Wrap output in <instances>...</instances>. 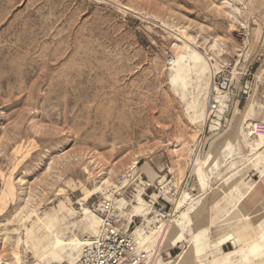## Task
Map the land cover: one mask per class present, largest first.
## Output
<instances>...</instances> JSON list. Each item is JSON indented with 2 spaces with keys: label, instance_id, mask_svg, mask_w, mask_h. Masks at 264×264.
I'll list each match as a JSON object with an SVG mask.
<instances>
[{
  "label": "rangeland",
  "instance_id": "374dc122",
  "mask_svg": "<svg viewBox=\"0 0 264 264\" xmlns=\"http://www.w3.org/2000/svg\"><path fill=\"white\" fill-rule=\"evenodd\" d=\"M213 39L219 41L220 53L209 50ZM182 42L217 62L210 82L227 78L231 87V73L260 56L252 68V89L238 111L207 114L203 127L193 123L192 98L168 83L167 61ZM204 101L196 100L198 110ZM248 101L256 112L245 117ZM253 120L264 123V0H0V190L8 188L0 203L2 264H45L30 242L15 246V230L25 241L30 226L57 210L61 224L56 236L82 242L93 235L84 227L82 206L99 216L105 191L114 194L127 173L115 199L134 203L142 192L147 208L165 205L166 218H173L174 201L196 177L194 163L205 161L210 152L219 166L206 171V196L187 201L180 211L194 204L195 215L218 226L220 199L229 201L240 193L226 184L238 189L262 182L259 165L248 163L240 133ZM203 133L206 141L200 144ZM229 143L233 155L221 166ZM135 156L138 163L129 170ZM156 158L167 166L149 180L140 167L147 162L154 167ZM104 180L111 184L103 183V190L93 194ZM221 181V191H211L209 186ZM154 193L159 197H150ZM127 212L124 224L133 218L140 230L143 219L154 216ZM241 223L231 225L241 229ZM247 230L252 236V228ZM185 245L163 254L164 263L170 264ZM209 257L207 251L197 255L206 262Z\"/></svg>",
  "mask_w": 264,
  "mask_h": 264
},
{
  "label": "bare ground",
  "instance_id": "6f19581e",
  "mask_svg": "<svg viewBox=\"0 0 264 264\" xmlns=\"http://www.w3.org/2000/svg\"><path fill=\"white\" fill-rule=\"evenodd\" d=\"M179 32L182 35H185L184 30H180ZM189 39L194 41L193 38ZM175 46H179L180 50H178V52L175 54V57H172L171 67L169 68L170 74L168 83L172 88H174L176 91H179L181 94L190 95L192 100L189 104V107L193 112L192 121L193 123L198 122L200 127H203L206 123L208 114L207 100L210 95V90L212 89V82H210V78L213 69L217 67V62L215 61V63H211L210 60L212 57L208 52L202 54L198 52L196 48L191 47L185 42H182L181 45L176 44ZM207 46L209 50L215 54L222 51L221 45L216 39L208 42ZM199 97H202V99L205 100V105L198 110L196 100ZM255 112L256 108L254 103L252 101H248L243 108L244 116H252ZM248 125L249 124H247V126ZM240 133L243 135L245 145L250 155L248 161L258 158L257 165L260 167L258 171L260 176L264 178V155L259 158V155L264 152V133L254 134L252 131L244 132L243 128H240ZM233 151L234 149L232 143L227 144L223 148L222 153L224 159L221 161V166L226 165L225 163L229 158L232 157ZM137 161L138 156H135L128 165V169H133ZM218 166V161L216 160L215 155L211 154V152L208 153L207 159L205 161H196V163H194L193 170L196 175L195 178L197 180L198 193L205 192L208 186V175L206 174L207 169L211 170L213 167L217 168ZM149 175L154 176V173ZM103 183H106L107 185L111 184L108 180H104L100 185L94 186L92 191L93 194L97 193V191L103 190ZM234 184L230 183V186H233ZM6 188L7 187L0 190V203L5 202ZM164 193H166V191H164ZM104 194L105 198H110L114 195L113 191L110 190H106ZM154 197H159V195H154ZM193 197L194 195L191 189L182 191L179 199L177 200L175 210H179L182 205H184L187 201L192 200ZM115 200L119 201L117 199ZM119 203L120 206H118V208L121 210L122 215H126V208L133 205L126 200H121ZM146 205L147 203L143 200L140 193H138L136 204L133 205V209L136 211L143 210ZM81 209L83 215L89 214L90 216L95 217L94 212L87 207L82 206ZM194 209V207H189L190 211H193ZM58 215L59 214L57 210L51 215H46L44 218H41L36 222L34 221L35 223L32 225V227L30 226V228L27 229L25 241L18 233L19 231L15 230L17 232V235L14 238L15 246L19 247L24 243L28 244L30 242L31 246L36 249L37 258L45 264H50V262H54L55 264H73L74 257L76 264L79 254V249L77 250L78 242L72 240L66 242L59 236L55 235V233H57V228L61 224L59 222ZM95 219L97 224H99L100 217L98 216V218L96 217ZM150 219L151 220H147V223L143 226V229H145L142 231L139 237H137L138 235L134 232L137 226L133 227L130 231L138 247H141L147 252L148 260H150L149 264H154V257L159 255L160 251L163 249L162 247L158 248L160 241H163L164 243L165 241L169 240V235L172 229L177 225V221H175V216L173 218H168V220H164L161 217H156L155 219L154 217H150ZM132 220L133 218H130L128 224L132 222ZM143 220L145 221V219ZM244 220L248 223H250L249 221H253V223H250L251 225L258 222L255 228L261 230L264 226V208L262 207L261 212L258 214L253 216H244ZM211 226L213 225L211 224ZM146 228H149L148 231H146ZM256 229H253L254 233H257ZM228 236V240H232L234 238L232 233H228ZM2 237L4 238V241H9L7 234L3 233ZM75 249L77 251H74ZM194 249L195 251L197 250L196 244L194 245ZM14 254L17 261L21 262V256L18 253ZM151 255L152 257H150ZM189 257L190 252H185L183 255L172 260L171 262L172 264H208L207 262H199L197 260L190 261ZM211 262L212 264H264V228L263 231L254 237V239L243 244L240 249L218 254L212 259ZM2 263L3 261L0 258V264Z\"/></svg>",
  "mask_w": 264,
  "mask_h": 264
},
{
  "label": "crops",
  "instance_id": "0c3cea01",
  "mask_svg": "<svg viewBox=\"0 0 264 264\" xmlns=\"http://www.w3.org/2000/svg\"><path fill=\"white\" fill-rule=\"evenodd\" d=\"M241 104H242V102L240 103L239 107L241 106ZM239 107H234V105H233L232 108L229 109L228 111H225V112L221 111L218 113L223 115V113L229 112L231 110L233 112L238 111ZM219 114H214V115L216 117H220ZM212 123L217 125L218 122L213 120V119H210L209 124H212ZM209 126L211 127L212 125H209ZM208 131H210V129H208ZM205 141H206V136L203 133V138H202L201 144H203V142L205 143ZM157 160H158L157 158L154 159V161H155L154 167L155 168L148 162H147L146 167H144V165H142L140 167L141 173H143L144 176L147 177L149 180H154V179H151V177H150L151 175H149V174L154 173V175H157V171L164 170V168L167 166L166 163H162L161 161H159V160L157 161ZM253 161H255L254 164L257 165V158L254 160H250L249 162L251 163ZM137 163H138V161H137ZM137 163H136V165H137ZM258 174H259V178L262 182L255 181L251 184L246 183V184H244L245 185L244 187H238V189L236 188L235 184L233 186H230V183L226 184L228 189L233 190V188H235V190H237L238 193L239 192L240 193H239V195L233 197L229 201L223 200L221 202V199H220L219 208L217 210L219 215H218V218L216 220V221H218V223H220L218 226H211V224L214 225L212 222L213 219H211L209 217H206V216H202V217L200 216L199 217L198 216L199 214L195 215V209L193 211H190L189 207L195 208L194 204L189 206L184 211H180V209L185 204L182 205L179 208V210H177V214L175 215V221H177V225L172 229V231L169 235L168 241H165L164 243H163V241L162 242L160 241L158 248L162 247L163 249L160 251L159 255L154 257L153 263L154 264L155 263L165 264L163 261V257H162L163 254L169 255V253L171 251H173L174 248H177L178 244L185 243L186 244L185 247L175 257H172L171 261L178 258L179 256L183 255L185 252H190V257H189L190 261L197 260L199 262H206L205 260H198L197 255L200 254L201 252L207 251L210 255L207 263L212 264V262H211L212 259L214 257H216L218 254L227 253V252H230V251H233L236 249H240V247L243 244L254 239V237L256 235H258L261 231H263L264 226L261 230L253 228V225H255V227H256L258 222L251 225L250 223L251 222L253 223V221H249L250 223H248L247 221L244 220V216H253L255 214L260 213L262 207L264 208V178L262 176H260L259 171H258ZM141 179L142 178L140 177V181H138V184H136L135 186L140 184ZM224 182L225 181H221L219 184H216L213 187L209 186V188L211 189V191H221V187L224 184ZM147 184L148 183L146 182V185ZM190 189L192 190V193L194 195L192 200H190L191 203H193L195 201V198H197L198 196H201V198L196 200L197 202H199L200 199H203L206 196V194H205L206 190H205V192L198 193L196 178L194 179L193 184L189 188V190ZM226 191L228 192L229 190L226 189ZM195 192H197V193H195ZM139 193L142 197L143 193L142 192H139ZM232 193L234 194L235 192H232ZM203 194H205V196H203ZM137 195H136L134 203L129 201L131 204H133V205L136 204ZM154 195H158V194H156V193H154L153 195L151 194L150 197H152V196L154 197ZM154 198H157V197H154ZM121 200L122 199H120L119 201H121ZM143 200H144V198H143ZM119 201H117V202L119 203ZM126 201H128V200H126ZM133 205L126 208V211H125L126 215L121 214L122 218L129 215V213L127 211H130L131 217L134 215H137V214L149 215V211L146 210L147 205L145 206V208L143 210H137V211L135 209H133ZM176 205H177V200L174 201V207ZM181 215H182V217H181ZM96 217L98 218V215H96L95 217L83 215V219H82V221L84 222V227L87 230H89L91 232V234H93V235L97 232V227H98V224H97L96 219H95ZM192 217H196V218H194V221H192ZM135 218H138V217H135ZM147 220H151V219H146L145 220L146 223H147ZM128 222L129 221L125 220V226H127ZM207 222H210L211 227L206 225ZM221 222H224V224H221ZM234 222H242L240 224L242 227L241 229H243V230L246 229V231H242L240 228L235 229V227H237L236 226L237 224L235 226L231 225V223H234ZM228 223H230V225H228ZM223 226H224V229L222 228ZM129 227H131V226H129ZM247 227L252 228V230H251L253 233L252 236H250V233L248 232ZM144 229L142 227L140 230V228L137 226L135 228L134 232L135 233L139 232V236H140ZM253 229H256L257 233H254ZM186 233H187V235H186ZM228 233L233 234L234 238L232 240L227 239L229 237ZM211 234L214 236V238H212ZM79 244H80V242H78V244H77L78 245L77 250L79 249V246H80ZM195 244L197 246L196 251L194 249ZM229 248H231V249H229ZM77 250L75 249L74 251H77ZM171 261H169V262L172 264ZM73 264H74V261H73Z\"/></svg>",
  "mask_w": 264,
  "mask_h": 264
},
{
  "label": "built area",
  "instance_id": "2783aa9c",
  "mask_svg": "<svg viewBox=\"0 0 264 264\" xmlns=\"http://www.w3.org/2000/svg\"><path fill=\"white\" fill-rule=\"evenodd\" d=\"M260 56H256L251 66L242 65L241 71L231 73L235 85L231 87L230 80L222 78L216 82L213 78L211 83L210 95L207 100L208 114L214 115L218 112H225L234 107H239L240 103L247 99L252 89L253 65L260 61ZM172 57L167 61L171 65ZM239 85V86H238ZM247 124H249L247 126ZM245 126L246 131H252L254 134L264 133V123L250 121ZM203 136L199 142L201 144ZM130 175L124 174L118 180V186L123 187ZM149 186V184H147ZM113 197L104 198L99 204L100 222L97 232L94 235L86 236L79 247V254L76 264H148L147 252L134 241V237L129 226L135 227V222H130L126 227L121 217V210L115 202V193ZM124 189L122 190V192ZM120 193H118L119 195ZM146 210L153 213L156 217L167 220L169 213L165 205L152 203ZM171 215V214H170ZM142 221L138 222V225Z\"/></svg>",
  "mask_w": 264,
  "mask_h": 264
}]
</instances>
